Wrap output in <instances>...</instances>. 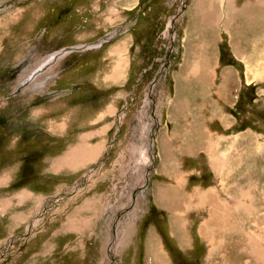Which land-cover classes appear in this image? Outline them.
I'll return each mask as SVG.
<instances>
[{"label": "rangeland", "instance_id": "rangeland-1", "mask_svg": "<svg viewBox=\"0 0 264 264\" xmlns=\"http://www.w3.org/2000/svg\"><path fill=\"white\" fill-rule=\"evenodd\" d=\"M232 1L241 7L244 0ZM187 5L0 0V185L11 182L0 196L16 192L0 209L31 199L15 209L28 214L10 230L8 218L0 217V264H125L132 257L136 264H228L235 258L264 264L250 257L247 240L264 252V65L255 57L254 70L248 69L243 57L251 49L240 43V58L234 57L231 40L216 34L210 86L201 97L193 83L181 91L201 124L198 141L182 144H197L199 157L171 160L173 150L162 148L185 49ZM72 46L85 49L64 54L9 97L45 60ZM176 116L183 124L182 114ZM186 117L184 124L195 120ZM201 127L211 132L208 138ZM82 145L98 149L94 157L84 152L79 163L70 157L54 166ZM147 152L155 157L148 182ZM57 196L63 198L56 202ZM221 205L231 216H221ZM60 208L75 214L52 221ZM125 209L114 233L115 217Z\"/></svg>", "mask_w": 264, "mask_h": 264}, {"label": "crops", "instance_id": "crops-1", "mask_svg": "<svg viewBox=\"0 0 264 264\" xmlns=\"http://www.w3.org/2000/svg\"><path fill=\"white\" fill-rule=\"evenodd\" d=\"M185 23V49L182 60L174 72L176 96L170 98L169 102L167 103V107L169 110H171V119H167V124L168 121L170 124H172V133H168L169 129L168 125L166 124V133L164 134L163 138L160 139H162L163 150L167 152L169 149H172L173 153L175 154L170 156L169 159H180L187 161V159L199 157V148L197 144H195V147L193 146V149H190V147H183L182 141L189 138H193V142L198 141V132L200 130L197 129L201 124H199V116L194 117V115H192L194 110H191L190 108V98H188V96H186V94L181 91L185 92L189 86L191 87V83H193V88L196 92L195 97H201L204 95L205 90L210 86V81H212V79L215 77L214 70L211 68L212 66L210 64L212 63L211 59L213 58L212 44L215 41L217 42L216 37L218 36H216V34L218 35L219 32H223L224 35L231 40L232 44H230L231 42L229 44L232 47V53L234 57L240 58V56H238V52L235 51L236 48H243L240 43H243L245 48L252 50V52L245 53L246 56L243 57L248 60L245 62V64L248 65L247 67L250 71L254 70L251 64H254L255 60L253 58L255 57L258 59L257 64L263 63L264 65V0H244L243 4H241V7L234 6V1L232 0H188V5L185 12ZM215 28H217V33ZM202 58H207L208 61L204 62ZM216 65L218 64H215L214 68ZM249 65L251 66L249 67ZM191 75L192 77L190 78ZM222 81L223 82L219 87L220 89L224 83V80ZM185 85L188 87L186 88ZM220 89H218L217 92ZM177 113L178 115L182 114L183 124H179L180 121L177 124L175 121V118H177ZM186 115L189 118L194 117L195 120H191V124H184L185 121L189 122L186 119ZM191 131H194L195 134L189 136L188 134H190ZM210 133L211 132L207 127H201L202 136L204 135L206 138H208ZM203 154H206V152ZM221 155L222 154H220V156ZM9 180L7 184L0 185V190H3L8 186L10 187L11 182H9ZM21 191H23V189L18 190L17 192ZM13 193L16 192L8 190L4 191L0 196V201H4L6 199L8 200L9 196ZM26 202H31V199L25 200L23 203L18 204L17 206L15 205V207H4L3 209H0V217H7L9 220V225L6 229L10 230V226L13 225L15 220L19 222L28 214V210H21L20 212L15 210L19 205H25ZM73 212L72 210L70 212L67 211V208H60V210L52 215L50 219L54 222H60L65 219L66 222L69 217L74 216L75 211ZM15 213L19 214L15 215ZM43 224L42 228L39 230L41 233H43L47 227L46 223L43 222ZM234 260L232 262L230 261L231 264H237V262H234ZM124 263L136 264V261L132 257L131 261H124Z\"/></svg>", "mask_w": 264, "mask_h": 264}, {"label": "bare ground", "instance_id": "bare-ground-1", "mask_svg": "<svg viewBox=\"0 0 264 264\" xmlns=\"http://www.w3.org/2000/svg\"><path fill=\"white\" fill-rule=\"evenodd\" d=\"M8 18H10V17H8ZM210 22V21H209ZM119 49V48H118ZM119 51V50H118ZM117 52V51H116ZM120 53H122V52H120ZM64 54H65V51H62V54H54V55H52V56H50L47 60H45V61H49V59H50V61L49 62H46L45 63V61H44V63L43 64H41L39 67H38V69H36V71H35V73H30L29 75H31V74H33V75H39L40 73H42V72H44L45 71V67H51L52 65H54L55 63H57L61 58H62V56H64ZM59 55H61V56H59ZM53 58V59H52ZM119 58H121L120 56H119ZM54 62H53V61ZM120 60V59H119ZM121 61H123V62H121V64L120 65H117L118 67H117V70H118V72H119V77H121V73L124 71V67L125 66H123L124 65V60H121ZM51 65V66H50ZM110 112H112V111H110ZM106 113V112H105ZM79 149L80 150H82V152H80L79 151ZM94 150H98V149H96V148H94V147H91V146H88V145H82V146H79L77 149H73V150H70L68 153H66L62 158H60V159H58V161H56L55 162V165L54 166H59V164H60V162L61 163H63L64 164V162H65V160L67 159H70V157H71V159H75L76 161H77V163H79V159H76V158H79L84 152H86L87 154H88V156H91V157H94V155H92L93 153H95L94 152ZM96 152H98V151H96ZM84 161V160H83ZM92 161V160H91ZM81 163H82V161H81ZM220 165H221V163H220ZM57 168V167H56ZM242 192V191H241ZM242 195L240 194L239 195V197H241ZM245 197V196H244ZM200 198V197H199ZM202 198V197H201ZM238 200H239V205L241 206V210L247 215V213L248 212H250V211H252V210H250V207H249V205H247V204H245L244 202H242L241 203V198L239 199L238 198ZM252 207V206H251ZM221 208H223L225 211H223V210H221V216L224 218V217H227V216H231V214H228V212L226 211V207H223L222 205H221ZM253 208V207H252ZM236 209V208H235ZM229 210H231V209H229ZM233 214V213H232ZM249 214V213H248ZM218 217H220V215L218 216ZM220 219V218H219ZM220 221H221V223H223V227L224 226H226L225 224H224V221L222 220V219H220ZM206 225H208V224H206ZM206 225H205V229H206V231L208 230V229H210L209 227L210 226H208V228L206 227ZM133 226V224H131V227ZM130 227V226H129ZM133 231V230H132ZM131 231V232H132ZM205 234V233H204ZM126 235V234H125ZM247 240L251 243V246H250V249H251V253L249 254L250 255V257H252V258H254L255 260L256 259H258V262H259V260L260 261H262V263L264 262V252H263V250H262V248L258 245V244H256L255 243V241H252V240H249V237L247 238ZM245 241V240H244ZM260 244V243H259ZM247 248H248V246H247ZM249 249V250H250ZM159 264H166V263H164L161 259L159 260Z\"/></svg>", "mask_w": 264, "mask_h": 264}, {"label": "water", "instance_id": "water-1", "mask_svg": "<svg viewBox=\"0 0 264 264\" xmlns=\"http://www.w3.org/2000/svg\"><path fill=\"white\" fill-rule=\"evenodd\" d=\"M182 12H183V7H182ZM182 12H180V14H177L176 16H174L173 21H175L176 18H178L182 14ZM161 59H162V62H163V64H162V66H163V65H165L166 61H165V58L164 59L161 58ZM148 96H149V94H148ZM146 101H147V95H146ZM150 148H152V149L154 148V142L153 141L151 142ZM146 155L148 156V160H149L148 162H146L144 164V168H145V171H146L145 176L147 177V174L150 172V170L152 169V167H153V165L155 163L154 162L155 161V157H154V155L152 156L151 153H149V152H147ZM140 190L141 189H139L138 191H140ZM61 198H63V196H57L58 201H56V202H59L61 200ZM133 199H135L134 198V195H131L132 203L130 202L127 210H129L132 207V205H133ZM53 204H55V203H53ZM127 210L125 209L124 211H121V212H119L116 215L115 222H114V226H113L114 233L117 232V230H118L117 229V223H118L117 220L119 221L120 218L124 220L125 219V213L127 212Z\"/></svg>", "mask_w": 264, "mask_h": 264}]
</instances>
